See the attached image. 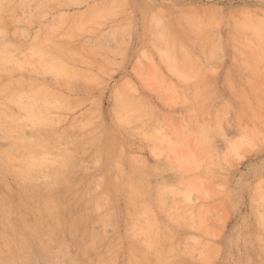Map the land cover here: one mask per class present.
I'll list each match as a JSON object with an SVG mask.
<instances>
[{
  "label": "rangeland",
  "instance_id": "1",
  "mask_svg": "<svg viewBox=\"0 0 264 264\" xmlns=\"http://www.w3.org/2000/svg\"><path fill=\"white\" fill-rule=\"evenodd\" d=\"M13 263L264 264V0H0Z\"/></svg>",
  "mask_w": 264,
  "mask_h": 264
},
{
  "label": "bare ground",
  "instance_id": "2",
  "mask_svg": "<svg viewBox=\"0 0 264 264\" xmlns=\"http://www.w3.org/2000/svg\"><path fill=\"white\" fill-rule=\"evenodd\" d=\"M50 200V199H49ZM54 200V199H53ZM42 206V205H41ZM55 207V204H53L52 202H46V204L44 206H42L40 209L43 211V212H46L47 214H49L51 216V218L53 219L54 218V211H52V209ZM38 210V211H41V210ZM41 213V212H40ZM42 216V215H41ZM43 217V216H42ZM38 223V222H37ZM53 226V225H52ZM55 228V225L54 227H49V230L52 232ZM25 229V228H24ZM30 229V228H28ZM34 229V228H33ZM33 229L31 228V230L33 231ZM35 230H37L35 228ZM34 230V231H35ZM37 232V231H36ZM32 233V232H31ZM34 233V232H33ZM21 237V236H20ZM20 239V238H19ZM26 239L25 238H22L20 239V241L18 243L15 244V252H19V250L23 249L25 246H26ZM15 258H18V257H15ZM15 264V263H13Z\"/></svg>",
  "mask_w": 264,
  "mask_h": 264
}]
</instances>
